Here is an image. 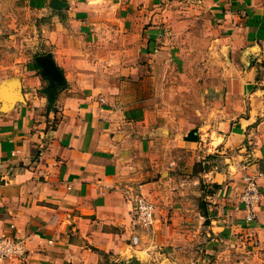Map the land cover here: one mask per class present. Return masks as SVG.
<instances>
[{
  "label": "crops",
  "instance_id": "0c3cea01",
  "mask_svg": "<svg viewBox=\"0 0 264 264\" xmlns=\"http://www.w3.org/2000/svg\"><path fill=\"white\" fill-rule=\"evenodd\" d=\"M61 1L24 0L50 13L49 48L0 110V235L26 249L2 264L146 258L136 194L168 204L177 182L232 178L240 196L209 195L217 213L201 248L211 264H264V0ZM247 176L260 192L252 220Z\"/></svg>",
  "mask_w": 264,
  "mask_h": 264
},
{
  "label": "rangeland",
  "instance_id": "374dc122",
  "mask_svg": "<svg viewBox=\"0 0 264 264\" xmlns=\"http://www.w3.org/2000/svg\"><path fill=\"white\" fill-rule=\"evenodd\" d=\"M31 6H28L24 0H0V83L17 79L21 76L25 66L35 61L36 55L41 54L45 48L46 50L49 48L44 41L42 35L44 32L41 26L42 23L51 22V15L48 12L36 10L34 5ZM256 63L258 67L257 77L264 79V59L261 57L260 61ZM198 164L200 161L194 163V168ZM230 170L232 173L229 172V174L234 176L235 171ZM196 181L191 180L181 184L177 182L178 186L174 188L176 194L171 193V196L166 195L164 198L169 205L163 199H161V203L159 201L155 203L145 197L154 206L153 227L144 230L136 223L134 226L139 230L138 238L142 239L145 244L152 245L150 246L151 253L149 252L146 258L140 252H138L139 257L128 258L105 254L102 256L104 264H194V262L195 264H211L213 259L217 257L214 256L215 253L207 254L204 247L201 248V245H204V235L200 230L212 225V219L217 213L215 206L218 204L213 203L209 195H213L220 188V197L238 199L243 182L236 183L239 180H233V178L232 180H223L220 185L208 183L202 179ZM230 181L233 184H228ZM231 184L232 186H230ZM227 186H230L233 192L230 195H227L229 192V190L226 191ZM232 203L235 204L234 201ZM162 206H165V209L170 207L169 210L164 211ZM171 208L176 209V212L173 213ZM193 210H195V214ZM184 212H190L191 216L185 219L182 214ZM155 224L158 225L156 231L154 229ZM160 224L164 228H161ZM171 227L176 231H173ZM187 227L193 228L196 233L193 235L185 234L189 232L185 230ZM160 230L166 240L163 238L159 240L156 237V233ZM154 232H156L155 235ZM169 238L170 240H168ZM210 254L212 256H208Z\"/></svg>",
  "mask_w": 264,
  "mask_h": 264
},
{
  "label": "built area",
  "instance_id": "2783aa9c",
  "mask_svg": "<svg viewBox=\"0 0 264 264\" xmlns=\"http://www.w3.org/2000/svg\"><path fill=\"white\" fill-rule=\"evenodd\" d=\"M245 187L241 195V202L248 210L247 220L255 217L254 208L259 200L260 192L254 177L247 176ZM153 203L141 194L133 197V218L137 225L144 230H149L154 224ZM26 249L22 239L8 234L0 235V264L10 258H21L24 256Z\"/></svg>",
  "mask_w": 264,
  "mask_h": 264
},
{
  "label": "water",
  "instance_id": "95a60500",
  "mask_svg": "<svg viewBox=\"0 0 264 264\" xmlns=\"http://www.w3.org/2000/svg\"><path fill=\"white\" fill-rule=\"evenodd\" d=\"M50 6L60 9L64 6V2L61 0H52ZM47 55L38 56V60L47 59ZM11 89V92L8 91ZM20 95L19 82L17 79H10L0 83V110H4L13 105L16 98Z\"/></svg>",
  "mask_w": 264,
  "mask_h": 264
}]
</instances>
